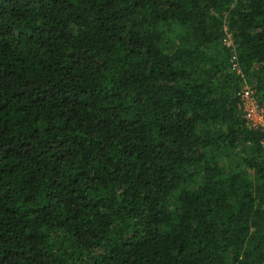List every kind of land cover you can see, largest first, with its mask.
<instances>
[{"label": "trees", "instance_id": "1", "mask_svg": "<svg viewBox=\"0 0 264 264\" xmlns=\"http://www.w3.org/2000/svg\"><path fill=\"white\" fill-rule=\"evenodd\" d=\"M245 83L264 0H0V264H264Z\"/></svg>", "mask_w": 264, "mask_h": 264}, {"label": "built area", "instance_id": "2", "mask_svg": "<svg viewBox=\"0 0 264 264\" xmlns=\"http://www.w3.org/2000/svg\"><path fill=\"white\" fill-rule=\"evenodd\" d=\"M226 42L229 45L233 44V39L230 34L226 35ZM243 102V111L247 122L250 126L260 127L264 130V106H262L255 95V89L251 84L245 83L240 92Z\"/></svg>", "mask_w": 264, "mask_h": 264}, {"label": "rangeland", "instance_id": "3", "mask_svg": "<svg viewBox=\"0 0 264 264\" xmlns=\"http://www.w3.org/2000/svg\"><path fill=\"white\" fill-rule=\"evenodd\" d=\"M257 97V99H258V96H256ZM259 100V99H258Z\"/></svg>", "mask_w": 264, "mask_h": 264}]
</instances>
